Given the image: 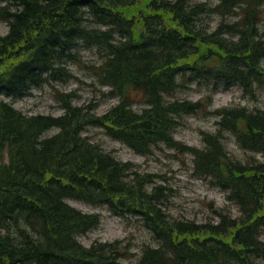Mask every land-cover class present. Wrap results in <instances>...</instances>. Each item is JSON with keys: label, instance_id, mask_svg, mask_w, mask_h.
<instances>
[{"label": "trees", "instance_id": "1", "mask_svg": "<svg viewBox=\"0 0 264 264\" xmlns=\"http://www.w3.org/2000/svg\"><path fill=\"white\" fill-rule=\"evenodd\" d=\"M0 2L6 3L0 20L9 25L0 36V95L20 97L50 79L71 78L65 63L78 60L82 43L105 52L94 74L121 99L102 116L68 105L59 117L28 116L0 101V264H129L120 260L126 251L117 242L87 247L78 240L100 224V216L67 198L108 205L145 222L161 245L145 247L137 264L264 260V111L222 110L218 132L204 135L206 147L186 149L196 160L195 174L231 191L240 211L229 218L221 211L219 224L172 218L162 186L79 136V128L98 123L110 137L147 154L160 142L175 145L177 118L203 110L199 102L168 99L185 83L209 81L217 91L219 83L230 88L234 82L246 93L254 85L264 88V0ZM210 14L220 17L214 28ZM103 23L111 25L98 29ZM134 92L147 105L142 111L132 107ZM52 128L59 132L49 137ZM225 132L263 159L232 157ZM220 150L226 151L217 155Z\"/></svg>", "mask_w": 264, "mask_h": 264}, {"label": "rangeland", "instance_id": "2", "mask_svg": "<svg viewBox=\"0 0 264 264\" xmlns=\"http://www.w3.org/2000/svg\"><path fill=\"white\" fill-rule=\"evenodd\" d=\"M200 1L211 4L218 2V0ZM0 5L6 3L0 2ZM207 18L210 19L213 28L220 19L217 14H210ZM235 19L237 17L234 16L232 20ZM109 25L111 24L103 23L96 26L104 31ZM261 29L264 36V21ZM8 32V23L0 20V36H5ZM104 56L105 52L102 49L81 43L78 46V60L67 63L72 74L71 78L50 79L20 97L0 95V101L12 103L17 110L28 116L59 117L65 113L68 105L82 108L84 114L103 115L120 102L119 97L111 94L112 89L102 85L94 75V66H99ZM230 83L234 86L229 88L227 84L219 83L221 88L216 91L209 81L193 83L189 81L170 96L171 101L199 102L203 105V110L195 115H183L177 118V123L180 125L178 124L179 126L174 130L172 143L178 142L190 148H203L206 143L204 133L213 134L219 128L220 111L235 108L264 111V88L254 85L253 91L246 93L234 82ZM262 85L264 86V82ZM129 95L133 99L132 107L135 111L146 107L141 94L134 92ZM58 129L52 128L46 132V135L52 136L58 133ZM224 134L227 150L232 157L243 161L250 157L263 159L256 152L240 148L236 144L234 135L228 132ZM83 135L92 143L112 153L118 160L134 165L141 175L149 176L155 185L162 186L166 198V210L172 218L219 224L221 211L227 214L225 215L227 218L240 215L238 207L230 202V191L224 192L210 179L199 178L194 174V156L189 150L174 149L164 144L165 142H160L152 146L149 153L142 155L130 149L124 142L114 140L104 128L89 126ZM68 203L84 213L100 215L101 222L97 228L77 237L85 246H91L95 242H117L126 251L125 257H121L120 260L137 264L145 247L159 245L153 232L137 216L116 214L108 205H93L76 199H70ZM263 234L264 232L259 233L260 239ZM257 263L264 264V260Z\"/></svg>", "mask_w": 264, "mask_h": 264}, {"label": "bare ground", "instance_id": "3", "mask_svg": "<svg viewBox=\"0 0 264 264\" xmlns=\"http://www.w3.org/2000/svg\"><path fill=\"white\" fill-rule=\"evenodd\" d=\"M36 1V0H35ZM43 1V0H42ZM40 2V1H39ZM35 3V2H34ZM193 5V4H192ZM240 5H242V4H240ZM235 6V5H234ZM244 6V5H243ZM237 7H239L238 5H237ZM237 7H235V8H237ZM248 7H249V5H248ZM248 7H246V8H248ZM254 7V6H253ZM256 7V6H255ZM260 7V6H259ZM229 8V7H228ZM257 8V7H256ZM230 9V8H229ZM244 9H245V7H244ZM252 9V8H251ZM54 10V9H53ZM246 10V9H245ZM250 10V9H249ZM248 10V11H249ZM61 11V10H60ZM257 11H258V8H257ZM201 12V11H200ZM255 12V10L254 11H251L250 13H254ZM250 13H248L249 14V16L251 17V15H250ZM56 14V13H55ZM58 14H60V13H58ZM258 13H256V15H257ZM254 15V14H253ZM252 15V16H253ZM260 15V14H259ZM258 15V16H259ZM49 16V15H48ZM57 16V15H56ZM64 16V15H63ZM66 17V16H65ZM76 17V16H75ZM74 17V18H75ZM253 17H255V16H253ZM253 17H251V18H253ZM79 18V17H78ZM249 18V17H248ZM258 18V17H257ZM260 18V17H259ZM54 19H55V17H54ZM57 19V18H56ZM68 19V18H67ZM77 19V18H76ZM247 19V18H246ZM256 18H254L253 20H255ZM57 20H59V18L57 19ZM88 20H91V19H88ZM248 20V19H247ZM249 20H251V19H249ZM253 20H251V21H253ZM260 20H261V18L258 20L259 22H260ZM46 21H48V19L46 20ZM56 21V20H55ZM82 21V20H81ZM250 21V22H251ZM257 21V20H256ZM77 22V21H76ZM88 22V21H87ZM254 22V21H253ZM83 23V22H82ZM256 23V22H255ZM91 23H89L88 25H90ZM254 24V23H253ZM84 25V24H83ZM257 25V24H256ZM260 25V24H259ZM78 26V25H77ZM255 26V25H254ZM90 27V26H89ZM260 27V26H259ZM77 28V27H76ZM81 28V27H80ZM96 28V27H95ZM90 29H92V28H90ZM197 34H199V33H197ZM120 40V39H119ZM78 42H80V41H78ZM262 43V42H261ZM65 57V56H64ZM70 60V59H69ZM263 63V62H262ZM66 65L65 66H67V63H65ZM70 70V69H69ZM68 70V71H69ZM49 75V74H48ZM51 76V75H50ZM50 76H48V77H50ZM45 77H46V75H45ZM53 77V76H52ZM51 77V78H52ZM48 80V79H47ZM40 85H42V84H40ZM128 89H129V87H127ZM132 88V87H131ZM224 89H226V88H224ZM219 92V91H218ZM170 93H172V92H170ZM216 93V92H215ZM176 102V101H175ZM93 110V109H92ZM71 111V110H70ZM95 114V113H94ZM84 115H86V114H84ZM35 116V115H34ZM102 116V115H101ZM100 118V117H99ZM221 118V117H220ZM97 119V118H96ZM91 120V119H90ZM93 120V119H92ZM99 121V120H98ZM84 122V121H83ZM91 122V121H90ZM98 124V123H97ZM90 125L89 124V126H95V127H98V125ZM87 125V124H86ZM102 125V124H101ZM89 126H83V127H81V128H79V136L81 137V138H84L85 136L83 135V132L89 127ZM102 127H103V125H102ZM105 127V126H104ZM101 128V127H100ZM51 130V129H50ZM59 130V129H58ZM106 130V129H105ZM49 131V130H48ZM59 132V131H58ZM108 132V131H107ZM106 132V133H107ZM55 134H57V133H55ZM54 134V135H55ZM109 135V134H108ZM53 136V135H52ZM49 137H51V136H49ZM112 137V136H111ZM113 138V137H112ZM88 139V138H87ZM114 140H119V139H116V138H113ZM82 140V139H81ZM89 140V139H88ZM120 141V140H119ZM91 142V141H90ZM123 142V141H122ZM92 143V142H91ZM125 143V142H124ZM94 144V143H93ZM126 144V143H125ZM164 144H166V143H164ZM224 144H226V142H224ZM97 145L98 144H96V147H97ZM168 145V144H167ZM98 146H100V145H98ZM169 147H173L174 149H176V148H178V142H176L175 143V145H168ZM205 147H206V145H204ZM180 147L181 148H184L185 150L187 149V148H189V147H185L184 145H182V144H180ZM100 149H101V151L103 152V153H106L107 151H105L101 146L99 147ZM222 149V148H221ZM221 151V150H220ZM220 151H216L217 153V155H221V154H224L225 153V151L224 150H222L221 152ZM258 151V150H257ZM260 152V151H259ZM108 154H111L112 156H114L112 153H110V152H107ZM224 155H222V157H223ZM221 157V158H222ZM226 157V156H225ZM117 158V157H116ZM228 157H226V159H227ZM215 159H218V157H216ZM215 161V160H214ZM217 161V160H216ZM219 161V160H218ZM193 162H194V167L197 165L196 164V160H193ZM220 165V164H219ZM222 166V165H221ZM224 167V166H223ZM226 167V166H225ZM224 167V168H225ZM219 170H220V168H218ZM230 195H231V191H230ZM71 198H67L66 199V202L68 203V201L70 200ZM74 207V206H73ZM111 208V207H110ZM30 210L31 211H33V207H31L30 208ZM111 210V209H110ZM111 211H113V209L111 210ZM89 214H92V213H89ZM11 227H12V225H11ZM159 237V236H158ZM163 240V239H162ZM159 244H160V242H159ZM161 245V244H160ZM163 246H165V245H163ZM162 246V247H163ZM87 247H90V246H87ZM154 247H156V246H154ZM120 248H122V247H120ZM147 249H145V251H146ZM149 250H151V248H149ZM58 257V256H57ZM60 257V256H59ZM53 258H55V257H53ZM63 259V258H62ZM65 259V258H64ZM58 261H59V259H58ZM80 261V260H79ZM78 261V262H79ZM54 262V261H53ZM57 262V261H56ZM123 262V261H122ZM59 263V262H58ZM61 263V262H60ZM82 263V262H81ZM125 263V262H124ZM55 264V263H54Z\"/></svg>", "mask_w": 264, "mask_h": 264}]
</instances>
